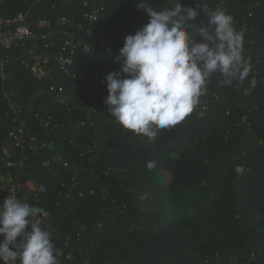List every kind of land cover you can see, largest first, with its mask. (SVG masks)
<instances>
[{
  "label": "trees",
  "instance_id": "trees-1",
  "mask_svg": "<svg viewBox=\"0 0 264 264\" xmlns=\"http://www.w3.org/2000/svg\"><path fill=\"white\" fill-rule=\"evenodd\" d=\"M148 2L157 10L174 6V0ZM179 2L197 11L198 4H206L232 15L243 32L244 49L250 51L244 55L257 62L258 73L252 69L239 86L236 81L224 85L214 74L200 98L209 108L159 130L154 140L124 130L107 112L106 82L94 77L103 74L99 66H92L93 73L77 71L71 96L73 105L99 101L94 131L78 129L75 111L55 103L51 95L38 99V108L57 117L61 126L54 133L34 125L33 132L55 141L53 152L71 164L57 163L50 172L41 166L42 156L30 153L24 178L42 182L49 177L40 202L29 204L48 211L59 264H264V0ZM106 7L101 29L118 33L136 25L138 19L122 0H109ZM97 8L95 0L88 5L83 0L4 1L8 13L31 9L32 23L55 20L62 13L82 22ZM142 15L140 28L149 19ZM206 19L201 13L194 23L199 26ZM120 67L113 64L103 75ZM253 78L255 88L250 87ZM38 87L23 71L11 84L24 103ZM12 125L0 119V174L9 172L3 150L9 148ZM92 138L96 148L80 156ZM11 151L19 157V150ZM149 162L154 166L149 168ZM238 167L244 168L242 174ZM75 175L78 184L73 187ZM92 189L95 194L90 195ZM79 191L86 197H79Z\"/></svg>",
  "mask_w": 264,
  "mask_h": 264
},
{
  "label": "clouds",
  "instance_id": "clouds-1",
  "mask_svg": "<svg viewBox=\"0 0 264 264\" xmlns=\"http://www.w3.org/2000/svg\"><path fill=\"white\" fill-rule=\"evenodd\" d=\"M198 5L200 11L179 0L159 10L148 0L136 5L148 22L125 37L114 60L120 70L105 77L106 110L124 130L154 140L159 130L177 125L197 108L214 74L224 85L236 81L237 86L251 74L234 17ZM201 13L207 19L197 26ZM255 86L253 78L250 87ZM48 215L12 193L0 200V264H58L59 250L50 229L42 226Z\"/></svg>",
  "mask_w": 264,
  "mask_h": 264
},
{
  "label": "built area",
  "instance_id": "built-area-1",
  "mask_svg": "<svg viewBox=\"0 0 264 264\" xmlns=\"http://www.w3.org/2000/svg\"><path fill=\"white\" fill-rule=\"evenodd\" d=\"M4 1L0 0V119L10 121L13 125L9 131V148L3 150L4 162L9 172L0 174V200L12 193L26 203L31 200L39 203L41 196L48 190L49 177H45L42 182L24 179L27 175L29 154L42 156L41 166L50 172L54 171L57 163L64 167H71V164L64 161L61 154L53 152L55 141H45L33 132L34 125L54 133L61 126L57 117L38 108L37 100L51 95L55 103L69 111H75L78 129L94 131L97 126L99 101L82 106L73 105L71 102L73 84L78 80L77 71L88 70L93 73L95 70L92 66L95 65L99 66L98 73L104 74L110 70L113 64H117L114 60L123 47L125 37L140 29L144 17L142 10L136 8L139 0H122L126 10L138 21L135 26L125 31L113 33L114 30L111 29L109 33L100 27L101 16L106 11L109 0H95L99 8L86 13V20L82 22L62 13L55 20L40 18L35 23L31 20V9L26 12L8 13L4 10ZM33 2L40 4L44 0ZM83 2L88 5L90 0ZM217 6L219 7V4ZM245 51L247 55L250 53ZM248 60L253 73H258L257 62L251 57H248ZM18 71L27 73L31 80L39 85L37 92L25 103L20 102L15 91L11 89ZM103 74H96L94 77L104 81ZM99 87L100 84L96 83L95 88ZM208 108V101L200 99L194 111H205ZM92 141L91 144L81 147L80 156L94 151L97 140L92 138ZM11 148L19 150V157L15 156ZM35 170V173L39 172L38 168ZM243 171V167L237 168L239 174ZM72 184L73 187L78 184L76 175L72 178ZM88 193L95 194L93 189ZM79 197L85 198L86 193L79 191ZM51 225L49 216L42 218L43 227L51 229ZM83 231L87 232V229L84 228ZM77 237L81 238L80 233Z\"/></svg>",
  "mask_w": 264,
  "mask_h": 264
}]
</instances>
